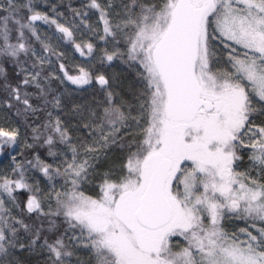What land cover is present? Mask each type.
Segmentation results:
<instances>
[{"label":"snow or ice","instance_id":"obj_1","mask_svg":"<svg viewBox=\"0 0 264 264\" xmlns=\"http://www.w3.org/2000/svg\"><path fill=\"white\" fill-rule=\"evenodd\" d=\"M0 264H264V0H0Z\"/></svg>","mask_w":264,"mask_h":264}]
</instances>
